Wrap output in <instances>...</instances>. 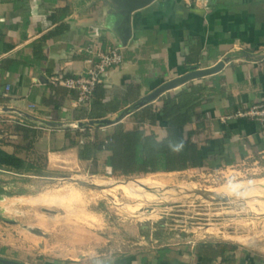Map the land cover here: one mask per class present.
<instances>
[{"label":"crops","instance_id":"crops-1","mask_svg":"<svg viewBox=\"0 0 264 264\" xmlns=\"http://www.w3.org/2000/svg\"><path fill=\"white\" fill-rule=\"evenodd\" d=\"M132 1L0 0V138L9 142L8 149L24 156L17 146L27 149L29 141L13 129L30 126L38 131L37 149L47 153V168L72 163L74 169L106 178L98 160L81 161L76 147L64 148L66 129H83L77 126L82 121L91 128L128 123L134 111L162 106L168 92L201 85L194 96L201 99L196 119L186 128L195 130L192 139L199 143L202 161L177 171L264 165L261 124L229 118L264 100V0H212L206 9L183 0L126 6ZM108 44L121 48L123 64L105 73L89 104L77 103L76 92L54 78L84 73ZM157 119L147 126L167 136L168 121L160 113ZM210 137H226L224 151L216 146V158L210 157ZM167 172L176 171L139 179ZM0 244L5 264H264L263 254L216 239L163 240L142 249L131 242L137 250L127 254L83 256L35 254L12 241ZM24 254L26 261L20 263L17 255Z\"/></svg>","mask_w":264,"mask_h":264},{"label":"rangeland","instance_id":"rangeland-1","mask_svg":"<svg viewBox=\"0 0 264 264\" xmlns=\"http://www.w3.org/2000/svg\"><path fill=\"white\" fill-rule=\"evenodd\" d=\"M17 150L43 167L46 164L42 153L22 144ZM245 166L145 176L152 185L139 181V176L93 175L74 169L72 163L47 174L40 169L22 173L3 166L0 240L23 245L29 253L83 256L127 254L137 250H132L131 242H139L142 249L163 240L192 244L216 239L264 255V185L257 186L264 178V165ZM239 184L237 188L250 187L223 189ZM39 195L47 201L32 202ZM26 255H17L20 263ZM5 259L0 254L2 264L7 263Z\"/></svg>","mask_w":264,"mask_h":264},{"label":"trees","instance_id":"trees-1","mask_svg":"<svg viewBox=\"0 0 264 264\" xmlns=\"http://www.w3.org/2000/svg\"><path fill=\"white\" fill-rule=\"evenodd\" d=\"M200 88L201 85L193 86L189 90L178 87L165 95L162 106L148 104L134 111L128 116L130 120L128 123L118 122L105 128H68L65 130L64 148L76 147L81 161L98 160L99 173L107 177L130 178L150 172L177 171L197 166L202 161L199 143L192 139L195 130L188 131L186 127L196 119V106L200 104L201 99L195 101L194 96L200 93ZM158 113L168 121V134L165 137H160L154 129L147 126L157 123ZM94 114L91 112L89 116L93 117ZM202 123L203 126L206 125ZM13 131V134L24 136L29 141L27 149L44 154L47 160V153L37 149L35 144L38 131L30 126L20 125H17ZM225 138L207 139L211 158H216L218 154H216V146L218 152L225 150ZM181 139L184 141L183 150L179 153L170 151L169 140ZM8 144L9 142L0 138V167H14L22 173H31L32 169L43 170L46 174L54 171L47 168V163L43 167L35 162L34 157L26 158L10 151ZM38 158L36 156L37 160Z\"/></svg>","mask_w":264,"mask_h":264},{"label":"built area","instance_id":"built-area-1","mask_svg":"<svg viewBox=\"0 0 264 264\" xmlns=\"http://www.w3.org/2000/svg\"><path fill=\"white\" fill-rule=\"evenodd\" d=\"M187 5L206 9L212 0H183ZM95 62L84 73L77 76L54 78L65 87L76 92L77 103L89 104L100 83L103 82L105 73L113 68L121 66L124 55L121 48L114 44H108L95 53ZM231 119H249L259 122L264 132V100L255 102L245 108L238 109Z\"/></svg>","mask_w":264,"mask_h":264},{"label":"bare ground","instance_id":"bare-ground-1","mask_svg":"<svg viewBox=\"0 0 264 264\" xmlns=\"http://www.w3.org/2000/svg\"><path fill=\"white\" fill-rule=\"evenodd\" d=\"M55 157V156H54ZM149 180V181H148ZM139 181H144V183H150V179H148V178H141V179H139ZM241 184H239V185H235V186H232V187H224L223 189H225L226 191H231L232 189H235V190H242V189H244V188H249L250 186H248V185H246V186H244V188H237L238 186H240ZM261 185H264V178L263 179H261L260 181H259V183H258V185L257 186H261ZM129 187V186H128ZM237 188V189H236ZM128 189H130V187L128 188ZM45 201H47V200H45V198H44V196L42 195H39V196H36L35 197V199H33L32 200V202H35V203H39V202H45Z\"/></svg>","mask_w":264,"mask_h":264},{"label":"water","instance_id":"water-1","mask_svg":"<svg viewBox=\"0 0 264 264\" xmlns=\"http://www.w3.org/2000/svg\"><path fill=\"white\" fill-rule=\"evenodd\" d=\"M130 1H132V0H130ZM150 0H134V1H132V4L130 5V4H127L126 6H129L130 8H138V7H140L141 5H145V4H147L148 2H149ZM128 13H130L131 12V10L129 9V11H127ZM129 17V16H128ZM112 121L111 120H106V121H104V123H111ZM91 124L90 123H88V122H79L78 123V127H91L90 126Z\"/></svg>","mask_w":264,"mask_h":264},{"label":"clouds","instance_id":"clouds-1","mask_svg":"<svg viewBox=\"0 0 264 264\" xmlns=\"http://www.w3.org/2000/svg\"><path fill=\"white\" fill-rule=\"evenodd\" d=\"M168 147L170 151L174 153H179L184 148V141L183 139L176 141V140H169Z\"/></svg>","mask_w":264,"mask_h":264}]
</instances>
